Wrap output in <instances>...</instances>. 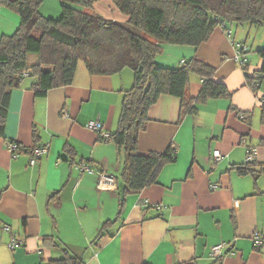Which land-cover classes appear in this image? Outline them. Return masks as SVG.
Segmentation results:
<instances>
[{
    "label": "crops",
    "instance_id": "0c3cea01",
    "mask_svg": "<svg viewBox=\"0 0 264 264\" xmlns=\"http://www.w3.org/2000/svg\"><path fill=\"white\" fill-rule=\"evenodd\" d=\"M39 11L59 19L61 1L42 0ZM94 11L106 19L127 21L113 0H101ZM20 21L17 13L0 8V40L14 35ZM234 27H229L231 37L218 27L198 47L164 45L156 58L160 67L171 69L199 58L216 69L215 79L232 96L209 100L199 105L196 115L182 119L180 100L160 97L139 136V151L164 152L172 145L177 161L163 168L157 184L129 195L119 218L123 154L86 126L97 121L108 134L117 131L133 72L91 75L79 62L73 83L45 97L35 96L31 87L36 80L31 77L12 91L0 135V264H45L62 259L63 249L83 264H264V246L259 250L253 244L256 234L264 236V175L256 179L234 169L246 162L250 145L256 149L257 163L264 166L259 103L264 79L256 93L246 84L247 75L263 63L258 52L264 49V32L257 30L249 47L252 30ZM239 45L246 49L247 70L235 61ZM201 88L202 80L192 75L191 97ZM238 112L253 114L251 127ZM10 143L19 144L16 154L9 151ZM34 147L48 151L31 166ZM216 150L222 154L218 162ZM76 164L113 176L115 184L99 186L97 176L81 174ZM107 221L113 223L95 241ZM13 237L23 244L11 251ZM220 244L225 246L223 256L214 258L211 250Z\"/></svg>",
    "mask_w": 264,
    "mask_h": 264
},
{
    "label": "trees",
    "instance_id": "16d2710c",
    "mask_svg": "<svg viewBox=\"0 0 264 264\" xmlns=\"http://www.w3.org/2000/svg\"><path fill=\"white\" fill-rule=\"evenodd\" d=\"M60 1L61 17L51 19L39 11L42 0H0V8L17 13L21 20L14 35L0 40V135L4 134L11 93L27 77L36 80L31 87L35 96L45 97L50 90L73 83L79 62L97 76H112L130 69L134 83L125 93L118 129L108 139L98 137L114 144L123 154L118 186L119 218L129 195L157 184L163 168L177 161V150L172 145L164 152L139 151V136L146 131L150 110L160 97L178 98L182 119L196 115L199 105L209 100L232 96L228 87L215 79L216 69L199 58L185 61L176 69L160 67L156 58L162 54L164 45L198 47L218 27L226 30L230 26L264 27V0H113L117 9L127 16L125 23L96 13L94 6L101 0ZM258 53L263 63L246 78L247 86L255 93L264 79V49ZM242 54L246 51L242 50ZM241 68L247 70V63ZM192 75L202 80L196 98L189 93ZM229 110L235 108L231 106ZM261 110L264 125V105ZM238 115L252 126V113L238 112ZM33 135L36 138V130ZM72 154L74 160V150ZM234 169L241 176L252 175L256 179L264 175V166L256 159L235 165ZM111 223L107 221L103 225L95 241L105 235ZM63 251L62 259L45 264H83L67 249Z\"/></svg>",
    "mask_w": 264,
    "mask_h": 264
},
{
    "label": "built area",
    "instance_id": "2783aa9c",
    "mask_svg": "<svg viewBox=\"0 0 264 264\" xmlns=\"http://www.w3.org/2000/svg\"><path fill=\"white\" fill-rule=\"evenodd\" d=\"M225 29V28H224ZM226 30V29H225ZM227 34L229 37H231V31L226 30ZM242 50L246 51V49H242V47H238L236 56H235V61L239 64L240 67L244 66L247 63V58L245 55L242 54ZM259 103L260 105H264V97L259 98ZM89 130L97 134L99 138L102 139H108L109 134L104 131L103 125L100 122L97 121H89L86 126ZM9 151L13 154H16L19 145L17 143H10L9 146ZM48 151V147H38L34 150L32 154V158L30 161L31 166H34L37 161ZM215 161L218 162L222 158V154L220 151L216 150L213 154ZM256 159V149L254 147H248L247 150V162H252ZM75 169L79 170L81 174H87L90 176H97L98 177V182L99 186L101 187H107L109 185L115 184V179L113 176L107 175L104 172L101 171H96L93 168H91L89 165L85 164H76ZM4 230L8 231L9 227L5 226ZM23 244L22 241L17 240L15 237H13L8 245V248L11 251L16 250L18 247H20ZM253 244L256 248H261L264 244L262 236L256 234L253 238ZM224 244H220L218 246H215L211 250V255L214 258H219L223 254L224 250Z\"/></svg>",
    "mask_w": 264,
    "mask_h": 264
},
{
    "label": "rangeland",
    "instance_id": "374dc122",
    "mask_svg": "<svg viewBox=\"0 0 264 264\" xmlns=\"http://www.w3.org/2000/svg\"><path fill=\"white\" fill-rule=\"evenodd\" d=\"M107 10L110 11V8H108ZM234 28H235V30L236 29H240L241 31L247 30V32H248L249 28H250V30H252V33H250V39H249V42H248V46L249 47H251V45L253 44V40L255 39V35L254 34L257 32V30H260L261 32H264V27H261V28L257 29L256 27H253V26H250V25H245L243 27H241V26L240 27H236L235 26ZM256 58H257V56H256ZM128 70H130V69H128Z\"/></svg>",
    "mask_w": 264,
    "mask_h": 264
}]
</instances>
